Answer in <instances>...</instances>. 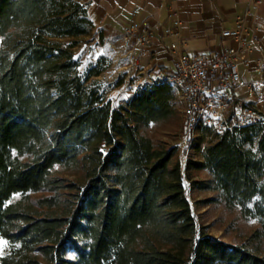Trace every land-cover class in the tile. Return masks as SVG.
Listing matches in <instances>:
<instances>
[{
    "label": "trees",
    "instance_id": "16d2710c",
    "mask_svg": "<svg viewBox=\"0 0 264 264\" xmlns=\"http://www.w3.org/2000/svg\"><path fill=\"white\" fill-rule=\"evenodd\" d=\"M91 28L77 0H0V264H264V123L191 145L186 179L259 222L228 243L198 227L177 147L141 133L179 121L171 86L113 106L78 69Z\"/></svg>",
    "mask_w": 264,
    "mask_h": 264
},
{
    "label": "built area",
    "instance_id": "2783aa9c",
    "mask_svg": "<svg viewBox=\"0 0 264 264\" xmlns=\"http://www.w3.org/2000/svg\"><path fill=\"white\" fill-rule=\"evenodd\" d=\"M164 34L168 38L178 36V24L165 28ZM222 36L234 38L237 46L208 56L190 55L180 40L173 39L169 45L172 69L155 70V73L148 74L144 82V85L166 82L171 86L183 116L185 136L190 145L198 133L206 128L213 135L264 123L256 105L251 101H244L237 94L244 87L250 97L261 94L264 81H247L242 71L254 69L264 77V56L256 58L251 65L249 61H240V54L252 49L263 51L264 41L259 37L249 41L241 19L234 30L224 31ZM154 37V27L149 22L142 21L131 23L121 35L109 39L108 45L112 49L120 46L122 50L132 53L137 47L150 45ZM139 82L141 81L137 83Z\"/></svg>",
    "mask_w": 264,
    "mask_h": 264
},
{
    "label": "crops",
    "instance_id": "0c3cea01",
    "mask_svg": "<svg viewBox=\"0 0 264 264\" xmlns=\"http://www.w3.org/2000/svg\"><path fill=\"white\" fill-rule=\"evenodd\" d=\"M86 6L87 17L94 29L104 39L118 37L131 23L149 22L155 29V37L147 45L145 55L154 56L157 70L172 66L169 45L173 39L180 40L190 55L208 56L237 46L232 37L222 33L234 30L241 19L249 41L254 37L264 41V0H77ZM178 24V36L168 38L165 28ZM264 56V50L244 51L240 61L252 65L256 58ZM247 81L263 80L257 71H242ZM264 82L261 95L250 97L244 88V101L256 104L264 114Z\"/></svg>",
    "mask_w": 264,
    "mask_h": 264
},
{
    "label": "rangeland",
    "instance_id": "374dc122",
    "mask_svg": "<svg viewBox=\"0 0 264 264\" xmlns=\"http://www.w3.org/2000/svg\"><path fill=\"white\" fill-rule=\"evenodd\" d=\"M108 40L104 39L98 30L91 28L90 33L75 49V58L79 63L78 69L83 74L93 66L102 70L101 74L92 80L107 90V100L117 106L128 101L144 85L148 74L157 70V65H154V56L143 54L145 47H137L134 52L129 53L120 46L112 49ZM165 67L166 71L172 69V66ZM139 80L141 82L137 83ZM237 94L244 97L240 90ZM177 105L179 107L178 103ZM260 115L264 118V114ZM141 133L154 141H165L177 147L187 195L198 227L205 233L228 243H240L259 227L258 220L245 218L238 208L226 207L215 192L199 190L186 179V163L191 153V145L185 136L181 111L178 122L151 125L141 130ZM255 139L257 141V137ZM192 176L196 180L208 179L206 171H194ZM8 252V242L0 237V257Z\"/></svg>",
    "mask_w": 264,
    "mask_h": 264
}]
</instances>
